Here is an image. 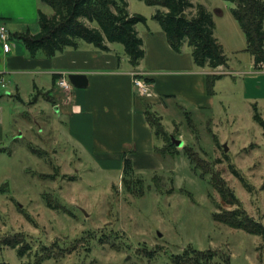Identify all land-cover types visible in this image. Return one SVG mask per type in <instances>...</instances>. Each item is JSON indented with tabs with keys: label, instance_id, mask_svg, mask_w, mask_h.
<instances>
[{
	"label": "rangeland",
	"instance_id": "1",
	"mask_svg": "<svg viewBox=\"0 0 264 264\" xmlns=\"http://www.w3.org/2000/svg\"><path fill=\"white\" fill-rule=\"evenodd\" d=\"M36 2L53 14L49 6ZM194 2L214 14L216 37L225 46L229 68L211 73L224 76L213 85L212 109H195L184 97L162 103L146 98L168 137L185 145L168 149L163 160L159 157V170L126 174L125 160L118 170H107L106 163L72 144L63 118L53 111L55 105L46 106V112L29 107L38 94L32 81L21 78L22 99L7 94L13 91L14 78L11 88L0 90L7 130L0 143V245L4 238L23 234L32 249L19 258L16 250L0 246V264H39L40 259L41 264H173L174 257L182 263L188 249L214 250L218 261L230 264H264V237L215 221L216 213L236 207L224 204L211 174L218 173L242 208L264 225V129L255 120L257 112L264 118V69L257 70L253 56L244 50L247 41L231 13L232 3ZM130 9L148 19L147 25H139L142 34L148 27L161 30L153 19L156 7L130 0ZM38 22L32 26L34 33ZM113 45L130 64L123 45ZM59 94L62 91L55 89L50 98ZM157 144L169 146L165 137ZM45 195L59 209L50 208Z\"/></svg>",
	"mask_w": 264,
	"mask_h": 264
},
{
	"label": "crops",
	"instance_id": "2",
	"mask_svg": "<svg viewBox=\"0 0 264 264\" xmlns=\"http://www.w3.org/2000/svg\"><path fill=\"white\" fill-rule=\"evenodd\" d=\"M39 9L36 0H0V22L6 23L14 39L9 53L4 51L0 41V74L7 84L6 88L0 85V90L11 88V79L14 78L13 91L7 94L21 98L22 81L30 80L34 91L37 88L42 94L36 101L32 98L29 107L46 112L52 103L43 95L54 88L59 90L53 77L60 73L81 75L78 84H72L70 93L56 97L58 103L52 108L63 118L61 122L72 144L96 161L106 163L107 170H118L125 159L130 160L138 172L159 170L158 138L145 115L149 102L138 95L132 73L140 71L146 79L153 81L151 89L155 102H167L169 97L178 96L184 97L185 103L194 105L195 109H212L214 97L208 93L207 72L195 68L187 50L183 54L174 52L162 28L153 31L148 27L147 33L142 34L139 26L147 54L137 69L125 63L124 57L118 56L119 50L115 45L110 46L111 52H103L81 43L78 49H66L51 59L40 53L35 58L30 57L25 45L14 35L27 29L34 32L32 26L37 25ZM29 13L32 19L28 18ZM218 14L223 15L221 11ZM13 27L19 30L13 33ZM220 69L227 70L226 67ZM3 99L0 92V101ZM1 102L0 143H4L7 135L6 109Z\"/></svg>",
	"mask_w": 264,
	"mask_h": 264
},
{
	"label": "trees",
	"instance_id": "3",
	"mask_svg": "<svg viewBox=\"0 0 264 264\" xmlns=\"http://www.w3.org/2000/svg\"><path fill=\"white\" fill-rule=\"evenodd\" d=\"M140 1L157 8L153 19L160 24L173 51L183 54L189 49L195 68L209 72L206 75L207 88L209 95L214 97L213 85L216 80L224 76L211 73L216 72L220 67L229 68V58L216 37L213 13L204 4H196L194 0ZM223 1L234 5L231 13L245 35L247 41L245 51L253 56L257 70H262L264 67V0ZM40 2L49 6L53 14H47L43 9H39V31L34 33L31 29H27L14 35L25 45L31 57L35 58L39 53H43L51 59L66 49H78L81 43H86L103 52H111L110 45H123L129 63L135 69L140 67L146 58L145 42L138 26L147 25L148 19L131 11L130 0H40ZM118 59L121 61V57ZM53 78L56 86L60 77L55 75ZM146 82L153 85L150 79H146ZM35 90L38 94L33 101L42 94L37 88ZM54 90L55 88L44 94L45 100L53 105L56 104L55 100L50 97ZM143 100L146 98L143 97ZM145 115L155 130L157 138L165 137L169 142V146L156 150L157 156L162 159L168 155V149H175L176 146L171 136L168 137L162 119L151 112L150 108H146ZM255 120L264 129V118L260 113L257 112ZM199 168L205 170L197 164V169ZM124 171L126 174L134 172L133 164L128 159H125ZM204 173L210 172L205 170ZM211 174L213 188L219 193L224 204L236 207L233 211L216 213L215 221L234 230L264 237V225L242 208L240 199L218 173ZM234 174L239 177V172L235 169ZM239 178L249 188L245 179ZM126 186L131 190V185L127 181ZM45 198L50 208L59 209L53 204L51 198L47 195ZM0 246L16 250L19 258H24L32 250L23 234L4 238ZM182 258V263L179 261L180 258H172L173 264H230L229 260L218 261L219 253L214 250L188 249ZM47 259H51V255ZM40 261L39 264H41Z\"/></svg>",
	"mask_w": 264,
	"mask_h": 264
},
{
	"label": "built area",
	"instance_id": "4",
	"mask_svg": "<svg viewBox=\"0 0 264 264\" xmlns=\"http://www.w3.org/2000/svg\"><path fill=\"white\" fill-rule=\"evenodd\" d=\"M0 41L3 43L4 46V51L6 53H9L11 51L12 48V34L10 32V30L8 29L6 23L4 22H0ZM264 69V67H263ZM132 76L134 78V85L135 88L137 90V88L139 89L140 93L139 96L140 97H144V98H150V97H154V93L151 89V85H149L146 82V77L145 74L140 72V71H134L132 73ZM59 80L57 81V88L59 90L65 93L67 92H71L72 91V83L70 81V74L68 73H60L59 74ZM0 85L3 88H6L7 84H6V79L4 77H2V75L0 74ZM149 92L151 93V95L149 94Z\"/></svg>",
	"mask_w": 264,
	"mask_h": 264
},
{
	"label": "water",
	"instance_id": "5",
	"mask_svg": "<svg viewBox=\"0 0 264 264\" xmlns=\"http://www.w3.org/2000/svg\"><path fill=\"white\" fill-rule=\"evenodd\" d=\"M82 76L81 75H76V74H71L70 75V81H71V83L72 84H74V85H76V84H78L77 83V80L79 79V78H81ZM171 139H172V142H173V144L177 147V148H183L185 145H184V142L182 141V140H179V139H177L175 136H171ZM225 149H226V151H228L227 150V147H225ZM84 212V211H83ZM85 214H86V212H84ZM161 236V235H160Z\"/></svg>",
	"mask_w": 264,
	"mask_h": 264
}]
</instances>
